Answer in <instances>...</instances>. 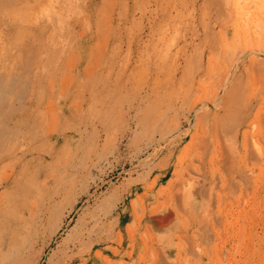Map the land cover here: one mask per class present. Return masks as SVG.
<instances>
[{
  "label": "rangeland",
  "instance_id": "374dc122",
  "mask_svg": "<svg viewBox=\"0 0 264 264\" xmlns=\"http://www.w3.org/2000/svg\"><path fill=\"white\" fill-rule=\"evenodd\" d=\"M23 1L0 19V75L33 66L16 83L23 95L2 97L10 124L27 118L37 138L0 148L25 146L0 162V208L12 198L0 264H264L261 162L243 164L253 187L237 175L217 184L199 140L181 141L207 66L264 64V0ZM210 86L212 107L236 100ZM247 129L250 151L264 153Z\"/></svg>",
  "mask_w": 264,
  "mask_h": 264
},
{
  "label": "bare ground",
  "instance_id": "6f19581e",
  "mask_svg": "<svg viewBox=\"0 0 264 264\" xmlns=\"http://www.w3.org/2000/svg\"><path fill=\"white\" fill-rule=\"evenodd\" d=\"M20 1L21 0H0V19H1L2 15L9 12L13 7H15V4H19ZM26 1L27 0L23 1V3H25ZM122 13L123 12H121V14ZM110 16H111V14H110ZM110 18H109V20H110ZM2 25H3V23H2ZM7 25H8V23H6V26ZM103 27H105V26H103ZM88 35H89V33H88ZM223 40H225V39H223ZM90 42H91V40H90ZM216 53L218 54V52H216ZM227 54H229V53H227ZM95 55H97V54L95 53ZM219 55L220 54H218V56ZM23 58H25L27 61L29 60V57H27V56L23 57ZM96 58H97V56H96ZM220 58H221V56H220ZM241 61H243V60H241ZM26 64L29 65L28 63H26ZM27 65H26V67L23 66V68H21L20 72L16 73L12 77L13 79L10 82H6L4 80V77L0 75V148H2L4 150L6 148L7 143H9V141H11V142L19 141L20 142L23 140H28L31 142L37 138L35 135L36 127L30 126L28 124L27 118H21L18 121L17 125L12 126L10 124L9 115H8V112L6 111V108L8 106V103L6 101H8V100L4 101V99L2 97V93H4V92H6L4 94H7V93L8 94H16L18 97H21L23 95L24 88L19 87L18 85H16V83H20L21 81H23L22 80V77H23L22 73H24L28 68L30 69L33 66V65L32 66H27ZM218 66H219V64L217 65V67ZM221 68H222L221 65L219 66V69L215 68L214 65L212 67L207 66V68L204 69L205 72L202 71V73H200L199 82H205V84H204L205 88L203 89L204 91L202 90L201 92H198L195 95V98L193 99V103L189 109V114L185 118V121H183L184 123H187L188 126L182 129L183 135H182L181 141H184L188 137H190L191 141L189 142V144L187 146V147H189L191 145H195L197 142L196 140H199V145H200V149H201L200 159H201V164H202V170L204 172L211 174V176H213L212 178L214 179V181L217 182V184L222 182L221 180L223 177L227 178V181L228 180L232 181L234 176L237 175L238 178L241 180H243V179L249 180L247 186L253 187V184H254L253 180L254 179L249 174L248 169H245V170L243 169V164L245 163V160L247 158H249V156H252L254 160L261 162V169L263 172L264 171V153H262V152L256 153L255 152L256 154L254 155L250 151V149L248 148V146L251 144V143H249V138H248V133H250V131L248 129L245 130V125L248 124V128H252L256 134L259 133L258 135H261V137H262L261 139L264 142V112L262 114L263 117L261 118V110H262V108H264V97L261 98V86H262L261 84L263 82V77L261 76V73L262 74L264 73V64L260 65V64L256 63L255 59H252V60H247L243 64L234 65V67L232 66V68L230 70H227V72H226V69H221ZM227 73H228V76H227ZM233 73L235 74V77L233 76ZM216 79H218V82H219V91L220 92L224 91L225 94H229V95L233 92L232 94L235 95L234 97H236V100L234 102H232V103L229 102L228 104H226L228 102V100L224 99V100H220V102H218V105L216 107H212L210 104H208L209 99L207 100V98L210 95L209 87L213 91L214 87L210 86V84H213V82ZM4 81L6 82L5 83L6 86H8V88H6L7 89L6 91L1 86V84H3ZM207 84H209V86ZM212 91H211V93H212ZM171 98H173V97H171ZM253 100H254V103L252 104ZM236 111L240 112V115H238L236 113ZM241 111L246 112V117L243 116L244 114L241 113ZM21 116H19V118ZM247 118H250V119L247 120ZM252 118H253V120H252ZM181 123H182V121H181ZM184 123H183V125H184ZM183 125H181V126H183ZM24 149H25V146H24V144H22V145L17 146V148H16L17 154L13 153L14 151L11 152L8 149L5 153H4V151L0 152L1 153L0 162L4 163L3 160L8 158V157H6L7 155H11V154L12 155H15V154L18 155L19 154L18 152H20V151H22L24 153ZM21 157L22 156H15L14 161L15 162L19 161V159ZM25 167L26 166L23 165L22 170L19 172L20 176H21V178H19V179H22V178L24 179ZM229 181H228V183H229ZM14 182L15 181H13L11 183H9V182L3 183L2 186L4 187V191L11 193V191H9V189L11 187L15 186ZM232 185L237 188L236 190H239L240 187L235 182H232ZM231 189H233V188H231ZM205 191L207 192V190H205ZM192 193H193V191H192ZM206 198H207V196H206ZM11 201H12V198H8L7 202H6L7 204L5 203V205L8 206ZM182 203L183 204L186 203L191 208H194V210L197 208H200L202 211V209L204 207L203 203H198V202L193 203V200L191 202L183 200ZM191 205H193V206H191ZM6 206H4V204H3L2 208L6 207ZM2 208H0V210H2V212H3L4 208L3 209ZM5 210H8V208ZM203 216L205 217V214ZM203 221L205 223V224H203L205 226V229L204 228H201V229H203V231H205L206 229H208L207 227H209V224H208V221L206 220V217H205V219H203ZM221 223H222V220H221ZM158 231H160V230H158ZM193 233H195V232H193ZM209 233H211V232H208V234ZM181 239H184V238H181ZM185 239L188 240L187 237H185Z\"/></svg>",
  "mask_w": 264,
  "mask_h": 264
},
{
  "label": "crops",
  "instance_id": "0c3cea01",
  "mask_svg": "<svg viewBox=\"0 0 264 264\" xmlns=\"http://www.w3.org/2000/svg\"><path fill=\"white\" fill-rule=\"evenodd\" d=\"M181 123V122H180ZM135 188V187H134ZM128 204V206L130 205V202H128L127 203ZM120 207H121V205H120ZM129 207H131V206H129ZM171 210L170 209H168L167 211H164L163 213H162V216L163 217H165V218H171ZM129 212H126V214H128ZM167 214L169 215V216H167ZM129 217V216H128Z\"/></svg>",
  "mask_w": 264,
  "mask_h": 264
}]
</instances>
